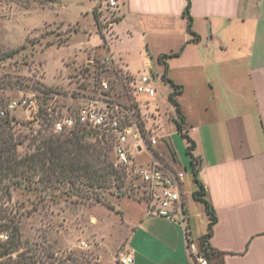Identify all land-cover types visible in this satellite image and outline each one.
Masks as SVG:
<instances>
[{
	"label": "crops",
	"instance_id": "1",
	"mask_svg": "<svg viewBox=\"0 0 264 264\" xmlns=\"http://www.w3.org/2000/svg\"><path fill=\"white\" fill-rule=\"evenodd\" d=\"M116 1L111 58L134 78L155 70L180 86L173 98L182 131L216 216L209 244L224 264H264V0H190L198 39L187 29L186 0ZM193 192L183 183L189 242L198 250L209 217L204 207L196 221ZM135 210L124 217L123 254L133 264H189L178 222Z\"/></svg>",
	"mask_w": 264,
	"mask_h": 264
},
{
	"label": "rangeland",
	"instance_id": "2",
	"mask_svg": "<svg viewBox=\"0 0 264 264\" xmlns=\"http://www.w3.org/2000/svg\"><path fill=\"white\" fill-rule=\"evenodd\" d=\"M115 9L106 0H0V57L20 47L0 59V111L7 113L0 120L10 115L12 121H18L13 124V132L22 140L18 153L23 155L31 150L33 137L47 135L52 122L66 109L91 101H97L100 107L111 102L138 105L139 101L140 123L156 124L153 133L169 139L184 171L183 183L189 194L195 191L196 183L186 152L188 142L176 129L178 114L168 99L171 86L155 70L144 72L156 77L155 96L139 95L138 101L134 97L131 83L134 77L123 71L108 52V43L113 38L111 23L118 17ZM102 81L108 88L100 86ZM30 96L34 97L36 106L22 107L21 100ZM12 103L16 104L8 109ZM40 111H46L50 117L46 129L39 123L42 122ZM120 115L115 116L122 120ZM81 128L87 135L99 132V140L107 141L112 147L116 142L109 132ZM101 132L106 133L104 140ZM126 141L135 164L147 160L144 152L134 149L131 137ZM157 149L165 154L160 144ZM109 154L114 160L113 149ZM124 170L121 187L111 185L101 190L102 201L67 194L64 191L68 184L49 186L44 192L11 187L5 206L16 217L21 243L18 251L3 256L0 261L115 264L123 254L128 233L124 217L136 212V206L148 210L139 181ZM198 201L193 203L196 221L204 213V205ZM4 234L8 232L0 234V241L6 240Z\"/></svg>",
	"mask_w": 264,
	"mask_h": 264
},
{
	"label": "trees",
	"instance_id": "3",
	"mask_svg": "<svg viewBox=\"0 0 264 264\" xmlns=\"http://www.w3.org/2000/svg\"><path fill=\"white\" fill-rule=\"evenodd\" d=\"M189 9L190 0H186L183 14L187 17V29L192 32ZM98 33L103 40L101 32L98 31ZM193 34L195 35L193 39H198V35ZM19 49L20 47L3 54L0 59ZM159 61L164 63L162 57H159ZM164 65L167 66L166 63ZM162 78L174 89L168 94V99L174 104L178 114L175 126L188 142L186 152L189 154L193 178L198 187L193 192V196L204 204L209 217L207 231L199 238L197 253L206 260V264H224L222 252L209 244L216 216L209 202L204 198L203 184L196 177L198 160L192 154L193 141L182 131L183 116L179 110V104L173 98L180 86L167 78L165 73ZM40 113L42 122L39 123L46 129L49 127L50 117L47 116L46 111H40ZM17 122L12 121L9 116L0 120V234L8 232L4 234L6 240L0 241V259L18 251L21 243L20 227L16 217L5 206L11 196V187L17 186L26 190L36 189L44 192L49 186L57 188L68 184L67 191H64L67 194L74 193L80 197L91 196L97 201H102L101 190L108 189L111 185L116 188L121 187L122 173H125V168L116 165L115 157L113 160L109 154L113 148L112 145L107 141L101 142L99 132L90 134L88 138L86 131L81 127L66 133L55 134L50 130L46 133L47 135L34 136L29 145L31 150L20 155L18 146L22 144V140L18 139L13 132V124ZM100 136L104 140L106 133L101 132ZM0 264H14V261H0Z\"/></svg>",
	"mask_w": 264,
	"mask_h": 264
},
{
	"label": "built area",
	"instance_id": "4",
	"mask_svg": "<svg viewBox=\"0 0 264 264\" xmlns=\"http://www.w3.org/2000/svg\"><path fill=\"white\" fill-rule=\"evenodd\" d=\"M109 6L115 8L116 0H106ZM156 81L152 75L139 74L132 83V93L135 98L139 95L147 98L155 95L153 82ZM100 86L108 88L107 83L102 81ZM91 101L73 109H66L65 113L58 115L51 124V132L55 134L72 131L76 127L103 130L113 134L116 142L113 153L116 165L123 166L128 174L134 176L142 189V194L148 201V212L152 215L173 219L178 222L183 231V237L189 248V264H206V260L197 253V250L189 242L187 214L183 202V179L184 171L175 157L169 139L160 137L153 133L157 125H142L138 119V105H124L111 102L102 107ZM16 103L8 105L13 108ZM21 106L28 109L36 106L34 97L21 100ZM138 109V110H136ZM138 113V115H137ZM4 110L0 111V118L6 116ZM120 115L122 120L116 118ZM10 117V115H8ZM186 133V131H183ZM127 137L134 140V149L144 152L147 160L135 164L129 156ZM160 144L165 150L157 149ZM115 264H133L131 254L120 255Z\"/></svg>",
	"mask_w": 264,
	"mask_h": 264
},
{
	"label": "water",
	"instance_id": "5",
	"mask_svg": "<svg viewBox=\"0 0 264 264\" xmlns=\"http://www.w3.org/2000/svg\"><path fill=\"white\" fill-rule=\"evenodd\" d=\"M87 137L89 138V137H90V135L88 134V135H87Z\"/></svg>",
	"mask_w": 264,
	"mask_h": 264
}]
</instances>
